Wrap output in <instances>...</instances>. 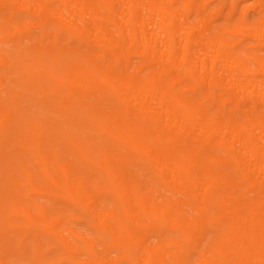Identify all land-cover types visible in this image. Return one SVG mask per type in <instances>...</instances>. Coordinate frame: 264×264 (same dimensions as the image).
I'll return each mask as SVG.
<instances>
[{
  "label": "bare ground",
  "instance_id": "bare-ground-1",
  "mask_svg": "<svg viewBox=\"0 0 264 264\" xmlns=\"http://www.w3.org/2000/svg\"><path fill=\"white\" fill-rule=\"evenodd\" d=\"M0 257L264 264V0H0Z\"/></svg>",
  "mask_w": 264,
  "mask_h": 264
},
{
  "label": "rangeland",
  "instance_id": "rangeland-1",
  "mask_svg": "<svg viewBox=\"0 0 264 264\" xmlns=\"http://www.w3.org/2000/svg\"><path fill=\"white\" fill-rule=\"evenodd\" d=\"M1 257H3V259L5 260V255H1ZM1 257H0V262L2 261Z\"/></svg>",
  "mask_w": 264,
  "mask_h": 264
}]
</instances>
